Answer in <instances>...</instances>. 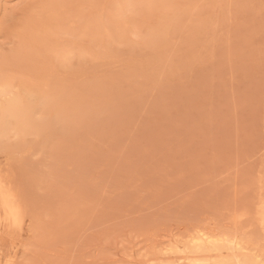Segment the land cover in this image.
<instances>
[{
    "label": "rangeland",
    "instance_id": "obj_1",
    "mask_svg": "<svg viewBox=\"0 0 264 264\" xmlns=\"http://www.w3.org/2000/svg\"><path fill=\"white\" fill-rule=\"evenodd\" d=\"M0 180V264H264V0H0Z\"/></svg>",
    "mask_w": 264,
    "mask_h": 264
},
{
    "label": "bare ground",
    "instance_id": "obj_2",
    "mask_svg": "<svg viewBox=\"0 0 264 264\" xmlns=\"http://www.w3.org/2000/svg\"><path fill=\"white\" fill-rule=\"evenodd\" d=\"M2 180H4V179H2ZM2 180H0V189H1V192H2L3 198H4L5 208H6V212H7V219L9 221L13 222V224L18 223L19 217H20L21 213L23 212L21 210V205H20L21 201L17 198L18 197V195L16 196L17 193L15 194L13 192L15 190H12L10 188V186L7 184L8 182L6 183ZM19 201H20V203H19Z\"/></svg>",
    "mask_w": 264,
    "mask_h": 264
}]
</instances>
